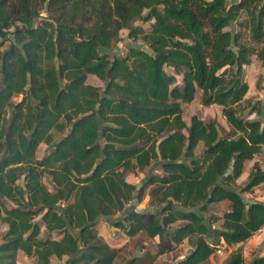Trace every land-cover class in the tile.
Returning <instances> with one entry per match:
<instances>
[{
  "label": "trees",
  "instance_id": "trees-1",
  "mask_svg": "<svg viewBox=\"0 0 264 264\" xmlns=\"http://www.w3.org/2000/svg\"><path fill=\"white\" fill-rule=\"evenodd\" d=\"M239 10L259 42L264 0H0V47L8 42L0 50V264H15L18 250L35 264H52V257L112 264L116 250L95 228L101 217L128 237H157L156 256L191 241L172 264L204 263L221 245L242 243L262 228L264 202L246 203L240 192L263 183L264 169L253 163L247 184L234 187L243 162L264 144V102L249 105L258 118L238 111L247 90L242 66L255 53L264 61V51L224 29ZM135 19L152 20L150 29L132 26ZM124 28L148 51L107 55ZM87 75L102 90L86 83ZM196 91L202 106H220L226 131L194 115L185 124L181 103ZM65 128L53 141L52 131ZM39 143L49 149L37 159ZM153 165L157 172L138 188L124 178ZM145 193L146 210L126 208ZM220 202L226 209L210 213ZM116 213L119 219L108 220ZM39 222L59 238H39ZM223 264H264V254L246 263L232 251Z\"/></svg>",
  "mask_w": 264,
  "mask_h": 264
},
{
  "label": "rangeland",
  "instance_id": "rangeland-1",
  "mask_svg": "<svg viewBox=\"0 0 264 264\" xmlns=\"http://www.w3.org/2000/svg\"><path fill=\"white\" fill-rule=\"evenodd\" d=\"M236 0H226L227 4H233ZM41 16H45L44 12L40 13ZM246 20V14L243 11L238 12L237 17L230 22L229 26L225 27V30H231L232 32H239L241 34V41L246 43L248 46L252 47L256 52L264 51V35L259 42H255L250 38V33L243 23ZM152 20L143 22L139 19H135L131 22L132 26H139L144 31L150 29V24ZM242 25H241V24ZM11 30V29H10ZM128 30L121 29L118 33V39L110 43V49L105 51L107 55H125L129 47L141 48L148 51L147 45L139 37L130 38L127 36ZM1 42V39H0ZM8 42L3 41L0 50L6 48ZM164 69L167 72H171V68L165 66ZM181 77L176 76L177 83H180ZM242 80L247 85V90L244 94L243 101L238 106L239 113L248 119L258 118L254 113L249 114V105L255 103L264 102V61L262 62L257 58L256 53L250 55V62L242 66ZM86 83L97 86L102 90L103 83L93 75H87ZM21 99V95H15L12 97L13 102H17ZM182 108V119L186 125L189 124L191 116H197L203 121L214 120L221 128L225 131L228 129L222 115L220 112V106L212 104L209 106H202L199 103V91H196L193 99L188 103H181ZM68 128H65L62 132L52 131L53 141L58 140L61 136L65 135ZM202 142H198L194 148L195 156H199L202 151ZM49 149V146L44 143H39L35 149L34 156L40 159ZM253 163H256L261 169H264V144L258 154H255L252 159L243 162L242 172L240 176L235 180L234 187L239 190L244 187L248 182V173L251 169ZM147 167L142 172H129L125 174V180L129 183L134 184L137 188L144 182L146 177L152 173L157 172L154 168ZM23 175H20L17 183L19 185L23 184ZM42 183L46 189H52V183L47 175L42 178ZM243 200L246 203L252 201L264 202V182L252 187L249 191L240 192ZM148 196L145 193L141 200L138 202L133 199L126 208L133 207L138 211H144L147 208ZM7 205H12L11 202L6 201ZM226 209V203L220 202L213 204L210 207V213L215 215H220ZM121 217V214L116 213L114 216L108 218V220H117ZM39 216L35 218L38 220ZM220 221L214 222L212 226H217ZM38 237L45 238L50 237L53 239L59 238L57 232L48 233L43 227L41 222ZM96 232L97 234L106 242V244L116 250V256L112 264H126V262L134 258L135 264H172L173 262L186 256L192 249V242L184 239L181 243L176 245L170 252L156 256L155 244L157 242V237L147 238L142 232L137 233L132 237L126 236L121 230L111 226L107 218L101 217L96 221ZM6 230L5 224H0V243L1 237ZM232 251H240L242 259L244 262L248 263L252 258L264 254V225L260 230L256 231L248 240L239 243L224 246L221 245L218 250H216L206 262L201 264H223V260L226 255ZM52 264H63L65 257L61 259H55L52 257ZM15 264H35V259L32 256H26L20 250L15 253Z\"/></svg>",
  "mask_w": 264,
  "mask_h": 264
},
{
  "label": "crops",
  "instance_id": "crops-1",
  "mask_svg": "<svg viewBox=\"0 0 264 264\" xmlns=\"http://www.w3.org/2000/svg\"><path fill=\"white\" fill-rule=\"evenodd\" d=\"M262 255V254H261Z\"/></svg>",
  "mask_w": 264,
  "mask_h": 264
}]
</instances>
